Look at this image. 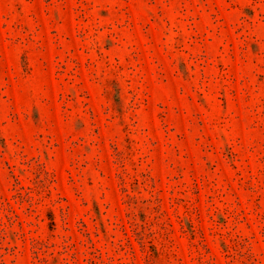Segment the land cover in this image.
I'll use <instances>...</instances> for the list:
<instances>
[{"label": "rangeland", "instance_id": "rangeland-1", "mask_svg": "<svg viewBox=\"0 0 264 264\" xmlns=\"http://www.w3.org/2000/svg\"><path fill=\"white\" fill-rule=\"evenodd\" d=\"M0 264H264V0H0Z\"/></svg>", "mask_w": 264, "mask_h": 264}]
</instances>
